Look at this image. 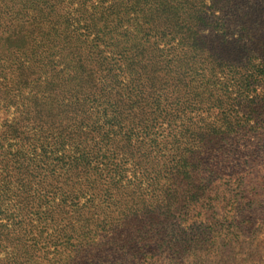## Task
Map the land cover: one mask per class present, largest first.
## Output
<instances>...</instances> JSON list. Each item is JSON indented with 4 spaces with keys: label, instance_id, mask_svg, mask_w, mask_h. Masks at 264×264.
<instances>
[{
    "label": "rangeland",
    "instance_id": "obj_1",
    "mask_svg": "<svg viewBox=\"0 0 264 264\" xmlns=\"http://www.w3.org/2000/svg\"><path fill=\"white\" fill-rule=\"evenodd\" d=\"M16 2L5 0L0 7L1 14L9 9L0 18V65H12L11 70L0 69V264H18L16 261L21 262L29 254L26 264H59L58 256L61 260L74 259L69 264L96 263L101 257L103 264H125L113 244L104 246L105 234L114 228L112 221L119 218L129 198L143 209L148 206L153 211L157 197L175 203V219L166 220L158 215V222L153 223L162 231L159 239L164 246L152 247L143 256L144 260L137 259L138 264H264V204L242 211L240 208L243 204L246 207V203L229 207L227 201L230 196L243 200L245 195L236 191L239 167L250 165L244 171H252L250 179L254 185L264 177V153H257L258 162L254 165L253 160H247L248 153L261 144L264 146V123L254 126L255 121L251 122L243 138L235 141L236 146L215 153L216 160L207 166L213 170L216 168L213 164L217 163L222 169L218 176L199 173L203 186L214 189L210 196L218 199L211 204L214 205L211 211L219 224L212 222L204 216L206 204L197 207L195 198H191L185 187L177 188L178 181H175V195H170L162 188L165 180L157 177L166 175L163 178L166 179L168 175L158 171L166 164L164 157L177 145L176 128L184 117L178 112L173 119L159 117L161 111L156 110L146 115L143 121L148 123L143 122V126L130 132V144L136 153L124 146L126 143L120 140L122 135L117 137L119 129L112 125V118L104 116L95 102L79 101L76 107L79 113L54 112L56 117L52 120L46 116L34 117L35 99L40 105L55 107L53 111L58 106L49 105L41 80L43 75H48V58L58 62L55 52L61 48L36 32L41 24L43 27L44 23L48 24L49 19L44 22V17L36 21L45 12L47 0H24L19 10L12 11ZM247 15L255 16L250 11L244 15L243 22H247ZM159 48L166 52L175 49V45L161 44ZM61 50L68 51L66 47ZM249 55L252 62L258 63V52L253 50ZM105 56L110 55L107 52ZM58 69H63L62 64ZM72 78L75 77H67L62 97L71 99L72 103L84 97H103L99 91L79 90V81ZM255 88L256 93L264 96V78H260ZM196 114L206 116L202 112ZM212 117L208 115L207 120L211 121ZM136 160L139 165L135 164ZM160 189V196H156ZM256 198L264 201L261 194ZM61 201L76 211L66 214L68 209L64 212L58 206ZM203 202L206 203L199 201ZM53 205L56 206L53 221L35 216V211H45ZM66 216L74 221L66 222ZM128 218L132 223L133 215ZM242 219H250V227L243 225ZM198 225L202 233L195 235L193 226ZM109 235L112 237V233ZM118 235H113L112 241H118ZM174 244L175 255L170 248Z\"/></svg>",
    "mask_w": 264,
    "mask_h": 264
},
{
    "label": "trees",
    "instance_id": "obj_2",
    "mask_svg": "<svg viewBox=\"0 0 264 264\" xmlns=\"http://www.w3.org/2000/svg\"><path fill=\"white\" fill-rule=\"evenodd\" d=\"M23 2L24 0H17L11 10H19ZM68 2L47 0L45 12L36 18L38 21L44 17V22L49 19L44 27L41 24L37 34L50 40L53 46L61 49L66 47L68 51L56 50L58 62L48 58V75H43L41 80L49 105L54 103L58 106L53 111L55 107L40 105L35 99L34 117L46 116L52 120L56 117L54 112L68 113L76 110L79 113V109H76L80 105L79 101L95 102L104 116L112 118V125L119 129L117 137L122 135L120 140L126 143L124 146L136 153L137 150L130 144V132L133 128L143 126V122L148 123V120L143 121L146 115L156 110L161 111L159 117L173 119L175 112H178L184 117L180 118L179 127L176 128L177 145L164 157L166 164L158 171L168 175L166 179H163L166 175L157 177L165 180L166 184L162 188L165 187L163 190L171 193L170 195H175V181H178L177 188L185 187L191 193V198H195L197 207H205L206 204L204 216L218 223L211 211L214 206L211 204L218 200L210 196L214 189L207 190L209 185L203 186L202 178L198 175L202 172L209 177L216 173L218 176L222 169L217 163L213 164L216 167L213 170L207 166L216 160L215 153L224 152L228 146H236L235 141L243 138V133L251 122L255 121L254 126L264 123V96L255 90L260 78H264V0ZM4 3L5 0H0V7ZM8 11L6 8L0 13V18ZM250 11L255 16L247 15V22H243L246 18L244 15ZM44 13L46 14L43 15ZM259 18H262L261 23ZM12 31L11 27L10 32ZM161 44H165V47L175 45V49L165 52L159 48ZM253 50L260 54L258 63L252 62L249 55ZM107 52L110 55L108 58L105 56ZM48 56L52 57V54L49 53ZM60 64L64 70L58 69ZM0 69L11 70L12 65H0ZM69 76L79 81V90L88 93L99 91L103 97H84L74 100V103L71 99L62 97L65 81ZM33 96L38 97L36 93ZM196 112L205 113L206 116H197ZM185 114L194 116L185 117ZM211 114L212 120L208 121L207 116L211 117ZM257 153H264L262 144L246 155L247 160H253L252 165L258 162ZM135 164L139 165V162L136 160ZM244 167L250 165L246 163ZM244 167H239L236 173V191L245 194L243 200L237 201L232 196L230 200L227 199L229 207L246 203V207L243 204V208H240L242 211L264 204V201L256 198L260 194L264 197V177L261 176L254 185L250 179L252 171L246 172ZM246 188L247 191H244ZM161 189L156 192V196H160ZM201 199L206 203L200 204ZM157 201L159 204L156 203L155 209L151 211L150 207L143 209L129 198L119 218L112 221L115 226L105 234L107 243L104 246L113 244L114 251L122 254L121 262L138 264L137 259L144 260L143 256L152 247L164 246L159 239L162 231L153 222H158V215L162 219L174 220L175 203H168L160 197H157ZM65 202L58 204L62 211L68 209L64 211L66 214L76 211L69 206L65 207ZM54 207L56 206L45 211H35L34 214L39 220L46 218L49 222L53 221ZM131 214L134 224L133 221L129 222ZM65 220L74 221V218L66 216ZM249 220L242 219L241 222L250 227ZM194 226V234H201L200 225ZM110 233L112 237L119 234L118 241H112L114 239ZM66 241L68 244L71 242L70 239ZM170 248L175 255V244ZM106 252L111 253V249ZM29 256L30 254L25 255L21 262H16L26 264ZM56 258L60 260L59 264L61 261L66 264L74 261L71 257L64 260L59 256ZM91 259L95 260L93 256ZM100 259L103 257L96 263L88 261L87 264H103Z\"/></svg>",
    "mask_w": 264,
    "mask_h": 264
}]
</instances>
